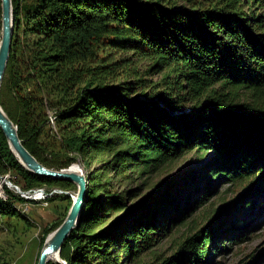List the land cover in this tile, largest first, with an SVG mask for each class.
<instances>
[{"label":"trees","instance_id":"1","mask_svg":"<svg viewBox=\"0 0 264 264\" xmlns=\"http://www.w3.org/2000/svg\"><path fill=\"white\" fill-rule=\"evenodd\" d=\"M12 4L14 38L0 105L39 163L61 171L81 162L88 182L61 262L48 264H137L206 205L214 178L246 183L233 204L237 213L209 219L156 264H211L218 245L240 234L242 209L264 215V0ZM141 61L159 81L138 75ZM192 151L200 159L212 154L199 174L201 190L191 189L188 171L156 184V197L139 205L130 202L141 197V187L112 191L116 180L145 178ZM11 171L23 188L77 193L73 183L24 168L0 128V174ZM60 197L49 202L68 200L66 213L45 227L42 243L72 207L69 196ZM21 201L0 200V218H24L15 207Z\"/></svg>","mask_w":264,"mask_h":264},{"label":"rangeland","instance_id":"2","mask_svg":"<svg viewBox=\"0 0 264 264\" xmlns=\"http://www.w3.org/2000/svg\"><path fill=\"white\" fill-rule=\"evenodd\" d=\"M168 1L178 2L179 5L187 4V0ZM147 65L148 61H141L136 66L138 75L148 81H159V74L146 75ZM210 161H212V154L200 159L194 151L184 153L176 160L164 165L159 172L145 178L135 173L131 174L130 180H116L112 191L124 192L128 189L141 187V197L130 202V205H139L156 197L159 191L153 189L156 184L168 179H179L181 175L188 171H191L195 178V181L191 183V189L195 186L201 190V183H198L199 174L201 169ZM74 165L79 166L85 174V168L81 162ZM11 176V181L18 184L20 180L18 175L11 171ZM210 187L214 191L211 193L206 205L198 209L188 221L172 230L169 236L165 237L155 249L142 256L137 264L161 262L162 259H166L178 251L186 239L202 229L209 219H214V217L223 219L237 213L233 209V204L247 190L246 183L224 184L220 179L214 178ZM68 193L73 197L77 194L73 191ZM55 196L60 197L65 196V194ZM68 205V200H59L54 203L49 202L47 207L38 205L31 207L30 211L24 214V218L7 216L0 218V264H38L41 251L51 235L42 243L45 227L56 220L63 219ZM243 212H245L243 217L246 222L242 224L240 229L237 227L240 234L233 241L226 240L218 245L219 250L209 258L211 264H264V215L261 210H254L250 213L246 208L238 214ZM122 216V214H118L112 218V221H117ZM232 234H234L233 231L227 237ZM251 256L252 258H250Z\"/></svg>","mask_w":264,"mask_h":264},{"label":"water","instance_id":"3","mask_svg":"<svg viewBox=\"0 0 264 264\" xmlns=\"http://www.w3.org/2000/svg\"><path fill=\"white\" fill-rule=\"evenodd\" d=\"M2 7V38L0 42V90L2 87L3 78L5 76L7 64L10 58L12 49V42L14 38V19H13V4L12 0H1ZM0 128L19 163L28 171L33 172L39 176L52 178L56 180L67 181L77 186V197L65 192L66 196L72 198V207L65 219V221L58 227L52 234L51 239H47L38 264H48L50 256L58 254V258L61 261L60 253L66 240L69 238L73 230L77 227L79 219L81 217L83 208L85 206L87 196V178L86 175L75 173H69L71 165L65 170H53L45 167L39 163L24 147L22 141L19 138L17 127L10 120L7 114L4 112L0 105Z\"/></svg>","mask_w":264,"mask_h":264},{"label":"built area","instance_id":"4","mask_svg":"<svg viewBox=\"0 0 264 264\" xmlns=\"http://www.w3.org/2000/svg\"><path fill=\"white\" fill-rule=\"evenodd\" d=\"M49 119L54 125V112H49ZM11 180V172L0 174V200L9 201L12 196L22 200L15 205L16 209L22 214H27L31 207H35L36 205L47 207L49 205V198L55 195H63L67 192L59 188H23Z\"/></svg>","mask_w":264,"mask_h":264},{"label":"bare ground","instance_id":"5","mask_svg":"<svg viewBox=\"0 0 264 264\" xmlns=\"http://www.w3.org/2000/svg\"><path fill=\"white\" fill-rule=\"evenodd\" d=\"M68 172L69 173H75V174H78V175H81V173H82L80 167L77 166V165L71 166L70 169L68 170ZM76 197H77V194L74 196V198H76ZM50 236L52 237V235H50ZM51 237H49V239H51ZM50 260L57 261V260H60V259L58 258V254L55 253V254L50 256Z\"/></svg>","mask_w":264,"mask_h":264}]
</instances>
